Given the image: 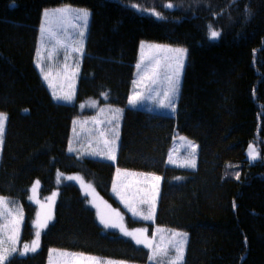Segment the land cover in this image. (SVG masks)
I'll return each mask as SVG.
<instances>
[{
  "label": "trees",
  "instance_id": "16d2710c",
  "mask_svg": "<svg viewBox=\"0 0 264 264\" xmlns=\"http://www.w3.org/2000/svg\"><path fill=\"white\" fill-rule=\"evenodd\" d=\"M62 4L92 11L74 104L53 98L36 65L43 11ZM144 40L188 49L176 116L128 104ZM104 95L124 109L116 164L68 151L79 104ZM0 111L9 115L0 194L24 208L23 243L35 236V180L45 198L59 171L79 172L120 205L119 166L163 177L157 222L189 232L185 264H264V0H0ZM176 129L200 145L196 170L167 163ZM250 142L261 151L255 162ZM53 247L149 260L143 246L105 231L73 182L59 186L41 249L8 264H47Z\"/></svg>",
  "mask_w": 264,
  "mask_h": 264
},
{
  "label": "rangeland",
  "instance_id": "374dc122",
  "mask_svg": "<svg viewBox=\"0 0 264 264\" xmlns=\"http://www.w3.org/2000/svg\"><path fill=\"white\" fill-rule=\"evenodd\" d=\"M58 9H68L70 11L57 13L56 10ZM84 11L89 13L86 21L79 15ZM46 12L49 13L48 16H45ZM91 22L92 11L85 7L62 4L46 8L43 11L36 65L43 81L57 102L74 104L77 101V91ZM42 27L44 31H42ZM150 45L160 47H150ZM167 49H184L186 51L179 53L167 51ZM157 61H159L160 66L159 75L156 77L157 82L152 84L147 78L141 80L145 70H147L149 76L152 74V67ZM187 62L188 49L185 46L148 40L142 41L136 63V66L141 64V70L138 73L136 67V77L130 99L135 92L141 93V97L135 105L128 103L129 106L168 116H176ZM45 75L47 79L44 78ZM168 76L172 77L173 82L178 78V90L174 94L170 93L172 102L168 107H164L161 105V101L168 104V100L163 94L170 91L171 88V83L167 79ZM57 96H71V99H56ZM102 99L89 98L79 104L80 115L74 119L68 151L79 158L91 157L116 164L121 144L124 109L105 103L106 95ZM0 116L4 118L0 120V126L3 128V131L0 132L1 164L9 115L0 111ZM101 132L104 133L103 136L100 135ZM106 140L108 141L107 144H105ZM193 145L195 148L192 147ZM253 149L258 154L257 159L251 158L250 154ZM94 153H101V155ZM102 153L114 155L115 159L110 160ZM199 154L200 145L198 142L176 129L169 150L168 165L196 170L199 163ZM247 156L251 162L261 158L260 148L255 142L249 143ZM193 162L194 167L191 166ZM117 170H119V173ZM70 177L72 179H69ZM156 177H159V179L157 180ZM163 180V177L156 173L136 171L118 166L112 185V193L120 203V205H116L105 198L98 191L95 184L79 172L64 173L59 171L57 174L58 187L45 198L41 195L42 182L37 179L32 184L29 195L30 202L37 207V216L34 223L35 236L26 243L22 242L25 224V211L22 204L18 200L0 194V197L8 201L6 207L9 213L5 215V206L0 205V229H3L5 224L8 225V230L0 231V241H2L0 243V257L7 258L0 261V264H8L9 260L15 255L26 257L41 249L43 233L55 217L59 186L63 182L75 183L83 194L88 197L89 204L95 209L105 231L116 232L135 243L136 239L145 241L144 244L138 245L149 251V260L147 263H140L53 247L49 250L47 264H98V262H104V264H171L177 257L175 247L177 245H182L183 253L182 259L176 261V264H185L190 240L189 232L169 228L157 222ZM37 181L39 182L38 185ZM34 187L36 188L35 192L33 191ZM133 210L137 214L134 215ZM145 215H150L151 219H144ZM102 218L106 223L115 224L117 227H105V224L101 222ZM37 224L40 225L39 228ZM122 229L132 232L133 236L125 235ZM37 231L40 232V236L36 251L21 254L24 252V245L31 247L33 242L37 240ZM173 233H179L180 235L173 236ZM13 235L16 237L15 243L7 239L8 236ZM147 243H151L152 247L145 246ZM13 247L16 251H12ZM154 249L166 250L167 255H164L163 251H157L154 259ZM65 253L68 255H63Z\"/></svg>",
  "mask_w": 264,
  "mask_h": 264
},
{
  "label": "snow or ice",
  "instance_id": "6c2138e0",
  "mask_svg": "<svg viewBox=\"0 0 264 264\" xmlns=\"http://www.w3.org/2000/svg\"><path fill=\"white\" fill-rule=\"evenodd\" d=\"M168 6L169 7H172L171 4L168 5ZM56 11H57V13H62V12H68L70 10H68V9H58ZM48 15H49V13L46 12L45 13V16H48ZM79 15H80L81 18H83L86 21L89 13L87 11H84V12L80 13ZM42 31H44V28L43 27H42ZM219 36H220V33L218 31H211L210 32V39H217V38H219ZM150 47H156V48H158L160 46L150 45ZM167 51H176V52H179V53H183L186 50H184V49H175V50H173V49H167ZM136 67H137V71L139 73L140 70H141V64H138ZM159 68H160L159 61H157L156 64L153 65V67H152V74L149 76L148 73H147V70H145V74H144V76H141V80L147 78V79H149L151 81L152 84H155L157 82L156 77L159 75ZM44 78L47 79V76L45 75ZM167 79L171 83V88H170V91H166L163 94L164 97L168 100V104H165L164 101H161V105L164 106V107H168L171 104V102H172L171 101V95H170V93L174 94L178 90V78L174 82L172 81V77L171 76H168ZM140 97H141V93L135 92L133 94L132 98L129 100V103L132 104V105H135L138 102V100H139ZM55 98L56 99H63V100H70L71 99V96H63V97L57 96ZM2 119H4V118L2 116H0V120H2ZM2 131H3V128H2V126H0V132H2ZM100 135L103 136L104 133L101 132ZM117 135H118V133H117ZM107 143H108V141L106 140L105 141V144H107ZM192 147L195 148L194 145ZM94 154L101 155V153H94ZM102 154L103 155H106L107 158L110 159V160H114L115 159V156L114 155H110L108 153H102ZM250 155H251V158L252 159H257L258 158V154L255 153V150L254 149L252 150V153ZM191 166L192 167L195 166L194 162L191 164ZM117 171L119 173V170H117ZM69 179H72V178L70 177ZM156 179L158 180L159 177H156ZM38 183L39 182L37 181V185H38ZM114 190H115V186H114ZM33 191L34 192L36 191V188L35 187L33 188ZM53 195H55V194H53ZM7 204H8V201L6 199L0 197V205L5 206L4 207V214L5 215L9 214L8 213V209L6 207ZM133 214L134 215L137 214L135 212V210H133ZM143 218L144 219H151V216L150 215H145ZM101 222L105 224V227H117V225H115V224H111L110 225V224L106 223L103 220V218L101 219ZM17 223H19V222L17 221ZM37 227L39 228L40 225L37 224ZM6 230H8V225L7 224H5L3 226V229H0V231H6ZM122 231H124V234L125 235L133 236V233L132 232H129V231H126V230H123V229H122ZM179 235H180L179 233H173V236H179ZM36 236H37V240L33 242V245L31 247L29 245H24V252L21 253V254H26L28 251H33V252L36 251V248L38 247L39 236H40V232L39 231H37ZM133 238H135V237H133ZM7 239L8 240H12L13 243H15L16 237L14 235L13 236H8ZM0 243H2V241H0ZM136 243L137 244H144L145 241H143L141 239H136ZM145 246L152 247V244L151 243H147ZM175 247H176L177 257H176V259L174 261L171 262V264H176V261L182 259V253H183V247H182V245H177ZM12 251H16L15 247L12 248ZM157 251H163L164 252V255H167L166 250H163V249H154V252H153V258L154 259L156 257V252ZM63 255H68V254L65 253ZM5 259H7V258L6 257H0V261H3ZM98 264H104V262H98Z\"/></svg>",
  "mask_w": 264,
  "mask_h": 264
}]
</instances>
